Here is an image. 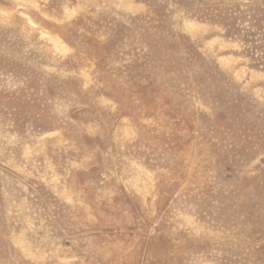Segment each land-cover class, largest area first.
Returning <instances> with one entry per match:
<instances>
[{
	"label": "rangeland",
	"instance_id": "obj_1",
	"mask_svg": "<svg viewBox=\"0 0 264 264\" xmlns=\"http://www.w3.org/2000/svg\"><path fill=\"white\" fill-rule=\"evenodd\" d=\"M0 264H264V0H0Z\"/></svg>",
	"mask_w": 264,
	"mask_h": 264
}]
</instances>
